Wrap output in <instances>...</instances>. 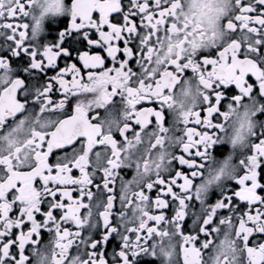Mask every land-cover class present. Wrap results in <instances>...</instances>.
I'll return each mask as SVG.
<instances>
[{
	"label": "snow or ice",
	"instance_id": "6c2138e0",
	"mask_svg": "<svg viewBox=\"0 0 264 264\" xmlns=\"http://www.w3.org/2000/svg\"><path fill=\"white\" fill-rule=\"evenodd\" d=\"M0 264H264V0H0Z\"/></svg>",
	"mask_w": 264,
	"mask_h": 264
},
{
	"label": "flooded vegetation",
	"instance_id": "af4514ba",
	"mask_svg": "<svg viewBox=\"0 0 264 264\" xmlns=\"http://www.w3.org/2000/svg\"><path fill=\"white\" fill-rule=\"evenodd\" d=\"M226 154H227V146H225V149L222 153L221 152H215L214 153V155H217L218 157H221V158L223 155H226Z\"/></svg>",
	"mask_w": 264,
	"mask_h": 264
}]
</instances>
